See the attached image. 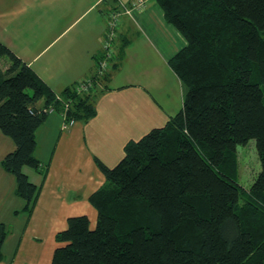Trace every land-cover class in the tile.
<instances>
[{"label": "trees", "instance_id": "trees-1", "mask_svg": "<svg viewBox=\"0 0 264 264\" xmlns=\"http://www.w3.org/2000/svg\"><path fill=\"white\" fill-rule=\"evenodd\" d=\"M154 1L187 41L169 61L183 106L128 143L114 168L98 162L106 183L90 197L96 228L87 216L69 218L52 264H264V0ZM74 91L66 88L59 101L0 42V131L16 147L2 166L28 213L40 188L24 168L40 169L35 134L47 116L36 105L44 99L61 112L75 100L69 117H94L90 94ZM251 140L261 169L245 189L236 156ZM7 234L0 224V260Z\"/></svg>", "mask_w": 264, "mask_h": 264}, {"label": "crops", "instance_id": "crops-1", "mask_svg": "<svg viewBox=\"0 0 264 264\" xmlns=\"http://www.w3.org/2000/svg\"><path fill=\"white\" fill-rule=\"evenodd\" d=\"M118 1L130 5L134 0ZM118 1L0 0V42L61 96L66 88L94 75L98 58L105 55L107 14ZM87 14L90 19L81 24ZM71 32L41 61L51 44ZM54 34L56 38L45 45ZM186 46L185 37L167 22L154 0L144 10L122 16L113 43L116 67L91 99L96 115L63 131L62 114L49 111L36 131L34 156L42 171L24 168L40 188L32 214L17 195L15 176L2 166L16 147L0 131V224L8 230L0 264H52L61 245L56 235L67 229L71 217L87 216L91 229L96 228L98 213L90 197L106 183L98 162L114 168L128 143L163 127L181 110L183 85L169 61ZM1 61L7 69L9 61ZM45 105L41 99L36 108L44 110Z\"/></svg>", "mask_w": 264, "mask_h": 264}, {"label": "rangeland", "instance_id": "rangeland-1", "mask_svg": "<svg viewBox=\"0 0 264 264\" xmlns=\"http://www.w3.org/2000/svg\"><path fill=\"white\" fill-rule=\"evenodd\" d=\"M88 19H90V18H89V15L87 14L81 20L82 21L81 24H84ZM67 33L63 34L58 40H56L53 44H51L50 47L47 48V50L45 52H43L41 54V56L39 57L40 59L42 58L41 61L45 60L48 56H50V54L52 52H54L56 49H58V47H60V45L63 42H65L67 40V38H70L72 36V33L73 32H71L69 34H67ZM56 35L57 34H54L52 36H49L48 39H47V41L45 42V45L51 43L56 38ZM41 44L42 43H40V45ZM4 59L6 61H8L7 58H4ZM101 60H102V56L99 57L98 60H97L98 61L97 67H98V64L100 63ZM1 66L2 67L4 66L3 61H1ZM112 66L114 68L116 66V63L113 64V61L111 62V67ZM111 67H110L109 71L105 72L101 76V78L93 81V85H92L90 91L87 93V94H90V98H89L90 101H92L91 99H92L93 93H95L96 88L99 85V83H102V82L104 83L105 81H107L109 79V76H110V73H111ZM77 85H79V82H77L73 86V88L75 90L74 92H76V93H77V91H76V88H77L76 86ZM70 102H72L70 104L74 106L75 100H72ZM54 105H56V104H54ZM54 105H50V106H47L46 107V109L48 110V112L52 110V107H53V110L55 109L54 111H58L54 107ZM62 108H64L63 105H62ZM63 111H64V109H61V112L60 111H58V112H60L61 114H63L62 113ZM74 120H75V124H76V122L78 120H76V119H74ZM63 124H64V119H63ZM236 163H237V175H236V179L241 184V186L243 188L248 189L250 187V185L253 183L254 179L256 178L258 172L261 169V162H260V159H259V156H258V152H257V149H256V142H255V140H251L250 143L247 146H244V147L243 146H240V147H238V152H237V156H236ZM26 168H28V167H26ZM41 169L42 168L40 166L39 171H42ZM29 214H32V211Z\"/></svg>", "mask_w": 264, "mask_h": 264}, {"label": "built area", "instance_id": "built-area-1", "mask_svg": "<svg viewBox=\"0 0 264 264\" xmlns=\"http://www.w3.org/2000/svg\"><path fill=\"white\" fill-rule=\"evenodd\" d=\"M118 1V0H117ZM149 0H134L130 5H125L124 3L118 1V5L116 8H113L111 11L108 12L106 22L108 25V32L106 35L105 39V45H104V51L105 55L104 58L100 61L98 64V67L96 68V71L93 76L88 77L82 81L79 82V85L76 87V91L80 95H87V93L90 91L93 81L101 78V76L109 71L111 67V62L114 58V50H113V43L115 40L118 38V31L121 25V18L123 15H130L134 10H144L146 6L148 5ZM59 101H63L60 96H57ZM64 111L62 112L63 114V119H64V124L62 129L68 130L70 129L74 124L75 120L69 117L68 111L71 108L70 103H64ZM53 111V108L52 110ZM41 112H47V109L44 110H39V113Z\"/></svg>", "mask_w": 264, "mask_h": 264}]
</instances>
